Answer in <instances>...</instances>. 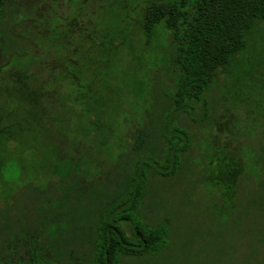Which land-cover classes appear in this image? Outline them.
I'll return each instance as SVG.
<instances>
[{"label":"rangeland","instance_id":"obj_1","mask_svg":"<svg viewBox=\"0 0 264 264\" xmlns=\"http://www.w3.org/2000/svg\"><path fill=\"white\" fill-rule=\"evenodd\" d=\"M152 1H5L0 20V111L9 112L14 121L5 154L12 191L22 189L23 180L38 171L40 162L46 166L55 153L57 157L55 145L44 137L48 125L65 126L78 150L83 144L96 148L84 132L90 113L119 132L122 123L135 120L133 111L147 105L145 86L156 95L173 85L163 57L166 30L159 23L151 37L142 31L143 10ZM249 50L250 78L237 86L239 97L224 70L203 102L177 117L194 138L189 164L182 163L168 178L149 173L136 215L148 225L168 228L164 248L145 257H122L120 264H264V23L253 34ZM248 68L241 61L237 73ZM19 69L22 79L14 81ZM38 89L49 97L37 95L36 104L29 92ZM154 108L151 117L158 115L159 108ZM148 116L144 114L146 122ZM115 118L118 123H111ZM110 150L112 142L100 147L102 152ZM234 156L242 161L243 175L227 196L212 182L222 159ZM104 161L92 169L91 177L107 193L102 202H109L123 172L120 168L112 173ZM121 225L130 235L131 224ZM75 246H67L71 256L81 254ZM15 251L13 256H27L19 244Z\"/></svg>","mask_w":264,"mask_h":264},{"label":"trees","instance_id":"obj_2","mask_svg":"<svg viewBox=\"0 0 264 264\" xmlns=\"http://www.w3.org/2000/svg\"><path fill=\"white\" fill-rule=\"evenodd\" d=\"M5 1L0 0V20ZM159 23L168 34L163 57L171 69L170 89L153 95L144 82L148 103L140 112L133 111L135 120L122 123L119 132L90 113L84 132L91 135L95 149L85 144V150L76 149L78 143L69 138L65 126L48 125L44 137L55 145L57 157L55 153L46 166L40 162L37 173L27 176L20 190L12 191L5 173L6 145L14 121L9 112L0 111V238L4 237L0 264H120L122 257H145L164 248L168 228L162 223L148 225L136 215L149 173L168 178L178 173L182 163L189 164L187 153L195 146L194 138L177 123V117L190 114L203 102L221 71L226 70L231 91L239 97L237 86L250 78L252 63L247 53L253 34L264 23V0H154L143 10L142 31L151 37ZM241 61L249 68L240 74ZM21 72L14 81L22 79ZM38 90L29 92L36 104L40 103L37 95L49 97ZM152 108L157 110L155 117H151ZM144 114L149 115L147 122ZM111 123H118V118ZM108 142L112 150L100 151ZM225 158L212 183L231 196L244 166L238 157ZM100 160L113 168L112 173L120 168L123 172L109 202H102L107 193L91 177ZM122 222L131 224L130 235ZM70 243L81 254L71 256ZM17 244L26 249V257L13 256Z\"/></svg>","mask_w":264,"mask_h":264}]
</instances>
